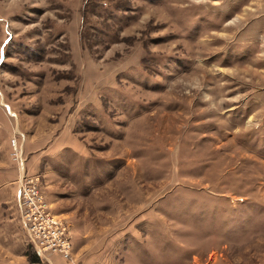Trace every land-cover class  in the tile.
Returning a JSON list of instances; mask_svg holds the SVG:
<instances>
[{
	"label": "rangeland",
	"instance_id": "obj_1",
	"mask_svg": "<svg viewBox=\"0 0 264 264\" xmlns=\"http://www.w3.org/2000/svg\"><path fill=\"white\" fill-rule=\"evenodd\" d=\"M0 264H264V0H0Z\"/></svg>",
	"mask_w": 264,
	"mask_h": 264
},
{
	"label": "built area",
	"instance_id": "obj_2",
	"mask_svg": "<svg viewBox=\"0 0 264 264\" xmlns=\"http://www.w3.org/2000/svg\"><path fill=\"white\" fill-rule=\"evenodd\" d=\"M12 141L14 156L22 161L24 158L18 140L14 138ZM22 171L17 181L20 190L19 208L29 241L40 254L59 252L66 259L74 260L69 223L52 209L40 175L25 171L24 168Z\"/></svg>",
	"mask_w": 264,
	"mask_h": 264
},
{
	"label": "trees",
	"instance_id": "obj_3",
	"mask_svg": "<svg viewBox=\"0 0 264 264\" xmlns=\"http://www.w3.org/2000/svg\"><path fill=\"white\" fill-rule=\"evenodd\" d=\"M30 260H31V262H39V261H41V257L39 255V253H34V256H32L30 258Z\"/></svg>",
	"mask_w": 264,
	"mask_h": 264
},
{
	"label": "crops",
	"instance_id": "obj_4",
	"mask_svg": "<svg viewBox=\"0 0 264 264\" xmlns=\"http://www.w3.org/2000/svg\"><path fill=\"white\" fill-rule=\"evenodd\" d=\"M16 190H17V192H18V194L20 193V190H19V185H18V182H17V185H16V188H15ZM16 199H17V202H18V205H19V196H18V198L16 197ZM20 220H21V218H20ZM22 222V221H21Z\"/></svg>",
	"mask_w": 264,
	"mask_h": 264
}]
</instances>
